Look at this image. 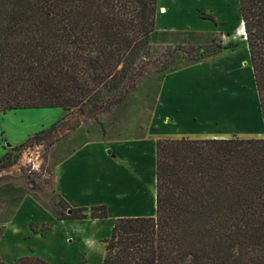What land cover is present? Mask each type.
<instances>
[{
	"label": "trees",
	"instance_id": "16d2710c",
	"mask_svg": "<svg viewBox=\"0 0 264 264\" xmlns=\"http://www.w3.org/2000/svg\"><path fill=\"white\" fill-rule=\"evenodd\" d=\"M157 4L0 0V112L92 113L124 100L149 74L144 58L157 33ZM239 8L264 120V0H239ZM234 46H184L157 70L190 53L200 52L190 59L196 63ZM56 127L20 147L39 145ZM16 150L0 159V172L16 163ZM53 208L61 221L108 218L105 205L71 208L60 195ZM48 231L49 224L40 229ZM103 242V264H264V137L159 139L155 216L118 218ZM11 264L50 263L31 255Z\"/></svg>",
	"mask_w": 264,
	"mask_h": 264
},
{
	"label": "crops",
	"instance_id": "0c3cea01",
	"mask_svg": "<svg viewBox=\"0 0 264 264\" xmlns=\"http://www.w3.org/2000/svg\"><path fill=\"white\" fill-rule=\"evenodd\" d=\"M178 2L158 0V34L181 32L175 23L161 16L171 11L173 18ZM241 29L242 24L240 32ZM146 79H154L155 84L153 91L147 86L140 108L142 114L149 116L152 126L147 134L135 139H118V135L109 139L97 135L90 139L83 137L78 129L70 136L73 142L63 145L65 148L58 160L52 163L48 156L57 193L71 208L105 205L109 231L103 226L106 219L59 220L54 210L23 180L7 177L0 180L2 262L11 264L22 256L33 255L50 264H94L95 258L97 264H103L106 243L102 240L110 237L116 219L156 214V142L159 139L264 137V120L247 42L205 61L177 64L169 72H153ZM69 139L56 142L49 154L60 142ZM151 156L154 175L147 178L144 162ZM144 177L149 183L143 181ZM44 224H49L45 235L40 232ZM32 225L38 226L39 231H33ZM90 226L99 230L93 237L84 239ZM74 241H79L80 247H73Z\"/></svg>",
	"mask_w": 264,
	"mask_h": 264
},
{
	"label": "rangeland",
	"instance_id": "374dc122",
	"mask_svg": "<svg viewBox=\"0 0 264 264\" xmlns=\"http://www.w3.org/2000/svg\"><path fill=\"white\" fill-rule=\"evenodd\" d=\"M159 13L160 6L157 4L156 20ZM161 16L165 20H170V23H175L181 32L153 33L149 36L148 42L152 49L144 58L145 69L149 71V74L158 71L159 66L170 61L172 53L180 52L184 46H202L211 42H221L225 46L234 44L233 48L222 51L228 52L246 43L245 34L240 33V25L243 26V22L240 16L239 0H179L173 18L171 11L161 14ZM203 16H212L214 21L206 20ZM156 26L155 23V29ZM199 53H190V55L175 58L166 72L174 69L177 64H194L190 59ZM210 58H205L202 61ZM147 86H150V90L153 91L155 88L154 79H146L124 100L111 107H105L104 110L96 109L92 113L83 112L80 108L70 111L49 108L0 112V159L10 153L12 148H18L14 152L17 157L16 163L9 169L0 172V180L7 177L23 180L31 191L44 200L49 208L54 209L53 203L57 202L59 194L56 189L55 174L48 163V156L52 163L58 160L65 148L63 145L73 142L70 136L73 131L78 129L83 137L89 136L90 139L97 135L101 137L105 135L107 139L116 137V135H118V139L124 137L135 139L147 134L148 129L152 127L149 124V116L140 112L144 100L143 93ZM231 104L230 102V106ZM54 125H57L56 131L43 139L39 145L20 147L34 135ZM67 139L69 140L60 142L52 154H49L53 146H50V143ZM133 143L138 144L141 141H133ZM144 146L145 144H142V147ZM107 153L111 155L108 150ZM152 158L153 156L148 157L144 162L145 170L148 172L147 178L154 175V159ZM118 162L122 163L119 160ZM147 178L144 177L143 181L149 183ZM90 207L92 206L87 208ZM107 220L109 219H106L103 226L106 225L109 231L110 220L108 222ZM98 230L92 226L87 227L84 239L93 237V233ZM99 232L102 234V230ZM72 246L80 247V242L74 241ZM97 261L95 258L94 264H97Z\"/></svg>",
	"mask_w": 264,
	"mask_h": 264
},
{
	"label": "bare ground",
	"instance_id": "6f19581e",
	"mask_svg": "<svg viewBox=\"0 0 264 264\" xmlns=\"http://www.w3.org/2000/svg\"><path fill=\"white\" fill-rule=\"evenodd\" d=\"M162 12H164V10H162ZM240 33L243 34V35L245 34L244 31H243V29H241V32Z\"/></svg>",
	"mask_w": 264,
	"mask_h": 264
},
{
	"label": "water",
	"instance_id": "95a60500",
	"mask_svg": "<svg viewBox=\"0 0 264 264\" xmlns=\"http://www.w3.org/2000/svg\"><path fill=\"white\" fill-rule=\"evenodd\" d=\"M69 213H70V211H69Z\"/></svg>",
	"mask_w": 264,
	"mask_h": 264
}]
</instances>
